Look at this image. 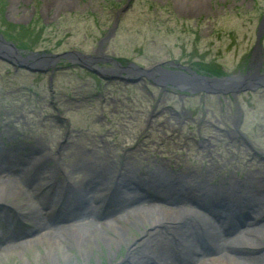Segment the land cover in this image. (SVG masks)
Wrapping results in <instances>:
<instances>
[{"label": "rangeland", "instance_id": "rangeland-1", "mask_svg": "<svg viewBox=\"0 0 264 264\" xmlns=\"http://www.w3.org/2000/svg\"><path fill=\"white\" fill-rule=\"evenodd\" d=\"M50 5L51 0H0V35L26 51L23 57L28 52L60 54L73 49L91 53L110 33L102 45L105 57L141 67L177 61L212 76L245 72L264 16V0H64ZM57 65L66 68L68 62ZM22 148L24 152L17 150ZM31 148L38 150L31 154ZM0 151L24 153L18 158L11 155L9 161L21 160L19 166L26 171L33 158L43 157V170L57 168L53 179L59 185L80 186L108 155L114 167L127 166L140 174L159 172L164 175L161 184L179 186L164 189L162 197L213 199L223 178L264 174V90L244 92L235 99L222 94L182 95L156 88L148 79L134 85L104 82L73 68L55 71L50 80L47 74L15 71L0 60ZM7 180L0 175V182ZM144 189L132 193L145 194ZM154 204L150 206L168 211L204 212L192 204ZM72 213L60 225L63 229L96 236L80 234L85 246L73 247L71 240L63 243L65 264H82L79 253L85 251L92 253L85 264H129L141 238L165 233L153 229L145 216L146 222L135 215L107 228L93 215L81 219ZM242 225L237 231H243ZM116 229L125 233L121 242L108 245L99 239V233L114 237ZM237 231L228 234L227 241ZM248 251L240 248V253ZM44 252L41 242L19 250L0 249V264H44ZM61 255L52 254L59 264Z\"/></svg>", "mask_w": 264, "mask_h": 264}, {"label": "bare ground", "instance_id": "bare-ground-1", "mask_svg": "<svg viewBox=\"0 0 264 264\" xmlns=\"http://www.w3.org/2000/svg\"><path fill=\"white\" fill-rule=\"evenodd\" d=\"M63 2L64 0H51V5H61ZM17 150L24 152V148ZM36 150L38 149L31 148L30 153L35 154ZM3 152L5 151H0V156H6L5 160L8 163L0 164V173L6 176L10 175V177L19 175L21 178L19 183L12 179L0 182L2 184L0 185V219L1 224H6L2 235L7 237L0 245L3 252L21 246L25 248L33 243L41 242L43 245L45 244V252L41 258L44 264H59L57 259L52 256L54 252L62 254L60 263L65 264L67 259H65V252L62 250L63 243H69L71 240L73 247H78L83 243L85 246V241H82L80 234L93 236L96 234L79 233L77 229L70 227L60 230L53 224L63 222L66 216L72 212L74 215L99 212L101 218L105 219L101 226L107 228L114 227V224L119 223L124 218L137 215L142 222H146L143 216L150 219L149 222L153 229L158 228L165 231L164 236L158 232H153L147 233L141 238L142 242L138 248L136 247L135 254L128 261L129 264H252L245 261L249 259L254 261V264H264V243H255L264 242V217L262 215L264 208L258 204L264 200L263 173L257 175V171H255L253 172L254 175H248V179L233 180L237 177L229 176L226 180L223 178L220 181L221 185L227 189L234 188V191L240 193H238L239 195H232L234 199L231 203L234 205L232 207L219 204L205 205V199H195V203L206 210L211 216L210 218L199 212L168 211V209H156L154 206H147L149 205L148 199H160L159 195L147 194L146 197L129 195L132 187L142 184L151 185V188L155 190L160 187L162 189H178L179 186L170 182L166 184L164 181L161 184L160 181L164 175L159 172L140 174L136 171L135 173L127 166L114 167L113 163L108 161V155L101 159L103 163H99L94 171L91 169L89 172L91 174L88 177L90 179L81 182L80 186L69 184L63 187L52 179L57 168L56 170L54 167L43 170L45 163L43 157L33 158L31 168L26 171L17 163H9L10 156L3 154ZM42 152L41 154H43ZM9 154L17 158L25 155L14 151ZM28 158L32 157L28 156ZM44 159L47 161L49 157L44 154ZM18 162L23 164L21 160ZM85 164L87 161L83 163L84 166ZM90 164L92 163L90 162ZM113 172L116 175H112ZM51 174L52 177L50 178ZM110 182L112 188L107 187L108 189L111 188L109 194H104V192L99 193V195L95 194V188ZM174 182L182 183L183 181ZM220 194L225 199H228L227 196H231L226 194L224 190L220 191ZM241 197H243L242 200L250 201V203L240 204ZM20 198L22 200L19 203L18 199ZM128 205L135 206L134 210L124 215H118L121 207ZM208 206H212V208H208ZM240 215L248 216L247 224H255V227L244 228L243 231L238 232L237 236L240 234L238 237L236 236L232 241H225L217 223L222 226H234V230H236L238 221L241 219H239ZM18 226L19 228H17ZM50 226H54L53 232H47ZM23 227L26 228L25 231L22 230ZM93 231L96 229L94 228ZM38 232L42 233L39 238L35 236V233ZM104 234L99 233L97 235L101 241L108 245L115 242L119 243L125 238V233L120 229L115 230L114 237H108ZM31 236L34 237L20 244H11L19 238H30ZM168 242H171L173 246L168 247ZM240 247H248L249 251L239 255L238 248ZM91 254V251L79 253L81 263L85 264V261L90 259Z\"/></svg>", "mask_w": 264, "mask_h": 264}, {"label": "water", "instance_id": "water-1", "mask_svg": "<svg viewBox=\"0 0 264 264\" xmlns=\"http://www.w3.org/2000/svg\"><path fill=\"white\" fill-rule=\"evenodd\" d=\"M264 34V16L262 17L255 37V44L253 52H263L261 46V39ZM108 33L99 42V47L94 51L92 55L81 53L77 50H71L60 54L52 53H30L23 57L21 52L15 47V45L9 41L3 39L0 35V60L11 64L14 68H23L29 72L44 73L48 70L53 71L55 65L61 60L70 62L73 66H80L103 79H115L119 77L120 71H133L135 78L130 80L132 82L138 81L141 77L151 79L153 84L160 87L170 86L180 91H186L189 93L204 92L208 94H231L236 96L238 93L244 91H255L257 88H264V73H261L260 58H258L257 64L254 66V70L247 72L245 75H230L221 78H212L195 74L193 72H184L180 70L166 69L163 67L164 62H157L149 67H141L136 64L130 63L127 67L122 65L113 59L112 57H99L97 55H104L101 46L105 44L110 37ZM99 59L109 62L115 66V69H102L96 65ZM172 67H178L179 65L170 63ZM113 72V73H112ZM119 79L124 80V77Z\"/></svg>", "mask_w": 264, "mask_h": 264}]
</instances>
